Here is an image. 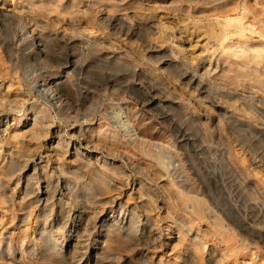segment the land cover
Here are the masks:
<instances>
[{
  "label": "rangeland",
  "instance_id": "1",
  "mask_svg": "<svg viewBox=\"0 0 264 264\" xmlns=\"http://www.w3.org/2000/svg\"><path fill=\"white\" fill-rule=\"evenodd\" d=\"M41 1L0 0V264H264V0Z\"/></svg>",
  "mask_w": 264,
  "mask_h": 264
},
{
  "label": "bare ground",
  "instance_id": "2",
  "mask_svg": "<svg viewBox=\"0 0 264 264\" xmlns=\"http://www.w3.org/2000/svg\"><path fill=\"white\" fill-rule=\"evenodd\" d=\"M42 3H40V5H41V7L42 8H46L47 6H48V1L46 0V1H41ZM71 19V18H70ZM249 19H250V17H249ZM225 20V19H224ZM232 20L233 19H226L224 22H225V27L227 26V25H229L231 22H232ZM239 26H235L234 27V32H240L241 33V29H239V31L238 30H236L237 28H238ZM240 28V27H239ZM231 30V29H230ZM242 31H243V27H242ZM235 37H237V40H239V39H242V36L241 35H237V36H235ZM239 51V50H238ZM240 57V56H239ZM247 57H251V59H257V57L258 56H255V55H252V56H249V55H247ZM54 83V82H53ZM202 88V87H201ZM7 93V92H6ZM8 94V93H7ZM0 95H5V92H4V94L2 93V91H1V94ZM28 119V118H27ZM30 120H31V124H32V126L33 125H37V119H36V117H32V118H29ZM28 123L30 122V121H27ZM20 124H21V121L19 122V123H17V125H16V129L14 130V132L12 133L11 131L9 132V135H7L8 136V139L11 137L12 139H17V137L19 136V134L21 133V131L23 130V128H25V127H20ZM4 128V127H3ZM6 128H8V125L6 124V127H5V129ZM29 128V127H28ZM33 129H34V127H33ZM1 130H2V124H0V132H1ZM34 134V133H33ZM26 141V140H25ZM3 142H4V140H3V137H1L0 136V148H1V145H3ZM73 142V141H72ZM16 144V143H15ZM86 146V145H85ZM71 147V146H70ZM73 147V146H72ZM89 148H91V147H89ZM87 149V148H86ZM77 150V149H76ZM87 152V151H86ZM91 153V152H90ZM90 155V154H89ZM89 155H87V156H89ZM1 160V159H0ZM104 160V159H103ZM37 161V160H36ZM33 163V162H32ZM31 163V164H32ZM86 163V162H85ZM33 166V165H32ZM49 166V165H48ZM33 169H35V168H33ZM102 169V168H101ZM98 175V174H97ZM109 181V180H108ZM132 186V185H131ZM1 187V186H0ZM39 187V186H38ZM112 187V186H111ZM134 188H135V186H133ZM113 188H115V187H113ZM41 189V188H40ZM133 190V189H132ZM23 193V192H22ZM8 199H11V197L10 196H8ZM66 199V198H65ZM1 201V200H0ZM15 202V201H14ZM116 205V204H115ZM122 207V206H121ZM207 205H206V203L202 200V199H195V204L193 205V212L197 215V216H199V217H204V215H205V213H206V211H207ZM114 211H116V210H114ZM104 212V211H103ZM118 213V212H117ZM92 214V213H91ZM3 217V216H2ZM108 216H106L105 218H107ZM118 217V216H117ZM124 219V218H123ZM111 218H109V221L108 222H105L104 224H102V226H101V228H102V237H104V241L105 242H107L108 240H110L112 237H114L115 236V234H117V229L116 228H112V227H114V224L113 223H111ZM109 222H110V224H109ZM71 223V222H70ZM80 223V222H79ZM115 224H117V223H115ZM120 224V223H119ZM72 225V224H71ZM112 228V229H111ZM169 230H173V232H174V235L170 238L171 240L172 239H177V240H181L182 238H183V233H181V231H180V229H177V230H175V228H174V226H172V225H170L169 226ZM70 231V230H69ZM170 235V234H169ZM167 241V240H166ZM191 259V258H190Z\"/></svg>",
  "mask_w": 264,
  "mask_h": 264
}]
</instances>
